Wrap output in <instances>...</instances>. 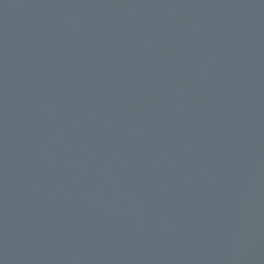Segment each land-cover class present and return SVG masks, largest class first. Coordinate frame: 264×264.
<instances>
[{
	"label": "water",
	"instance_id": "obj_1",
	"mask_svg": "<svg viewBox=\"0 0 264 264\" xmlns=\"http://www.w3.org/2000/svg\"><path fill=\"white\" fill-rule=\"evenodd\" d=\"M0 264H264V0H0Z\"/></svg>",
	"mask_w": 264,
	"mask_h": 264
}]
</instances>
